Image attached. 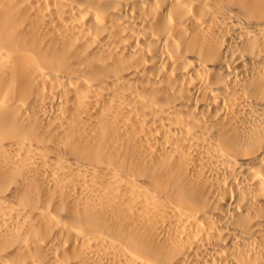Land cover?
I'll return each instance as SVG.
<instances>
[{"label":"bare ground","instance_id":"6f19581e","mask_svg":"<svg viewBox=\"0 0 264 264\" xmlns=\"http://www.w3.org/2000/svg\"><path fill=\"white\" fill-rule=\"evenodd\" d=\"M0 264H264V0H0Z\"/></svg>","mask_w":264,"mask_h":264}]
</instances>
